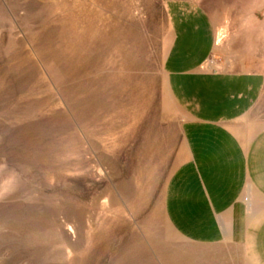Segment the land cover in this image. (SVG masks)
Instances as JSON below:
<instances>
[{
  "label": "rangeland",
  "instance_id": "obj_1",
  "mask_svg": "<svg viewBox=\"0 0 264 264\" xmlns=\"http://www.w3.org/2000/svg\"><path fill=\"white\" fill-rule=\"evenodd\" d=\"M172 1L209 14L217 69L264 75V0H0V264H248L167 219Z\"/></svg>",
  "mask_w": 264,
  "mask_h": 264
},
{
  "label": "crops",
  "instance_id": "obj_2",
  "mask_svg": "<svg viewBox=\"0 0 264 264\" xmlns=\"http://www.w3.org/2000/svg\"><path fill=\"white\" fill-rule=\"evenodd\" d=\"M167 14L172 41L164 72L186 149L167 182V219L191 243L236 244L248 264H264V128L245 123L263 95L264 75L211 63L216 35L203 8L172 1Z\"/></svg>",
  "mask_w": 264,
  "mask_h": 264
}]
</instances>
